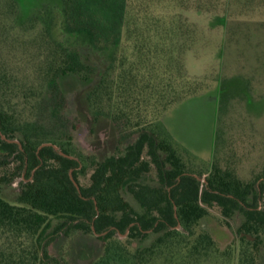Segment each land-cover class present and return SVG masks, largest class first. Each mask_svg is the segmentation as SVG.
<instances>
[{
    "label": "trees",
    "instance_id": "16d2710c",
    "mask_svg": "<svg viewBox=\"0 0 264 264\" xmlns=\"http://www.w3.org/2000/svg\"><path fill=\"white\" fill-rule=\"evenodd\" d=\"M21 1L0 0V264H264V161L240 174L251 136L223 118L200 185L159 126L205 91L185 66L198 37L188 13L264 0H112L110 20L86 0L31 14ZM77 91L93 121H111L115 154L77 144ZM43 143L58 150L38 151ZM17 180L9 201L3 188ZM212 208L224 220L243 216L224 248L201 225Z\"/></svg>",
    "mask_w": 264,
    "mask_h": 264
},
{
    "label": "rangeland",
    "instance_id": "374dc122",
    "mask_svg": "<svg viewBox=\"0 0 264 264\" xmlns=\"http://www.w3.org/2000/svg\"><path fill=\"white\" fill-rule=\"evenodd\" d=\"M86 2L96 17L110 20L112 0L103 5L105 9L98 7V0ZM21 3L24 13L31 14L44 5L56 7L59 0H22ZM188 18L196 25L198 37L186 55L185 66L191 79L205 84V91L168 110L159 121L160 129L183 153L189 169L201 175L200 185H203L218 145L216 131L220 121L233 119L234 131L251 136L245 138L246 147L250 143L255 145L250 159H244L240 167V174L247 178L253 165L264 161V8L226 7L214 13L189 12ZM76 41L89 42L85 36ZM80 94L77 91L75 98L80 120L77 144L99 158L115 154L116 136L111 121L106 118L93 121ZM148 181H154L152 172ZM18 183L19 180L5 186L3 197L13 201L19 192ZM125 198L136 205L129 194ZM225 220L217 208H212L201 221L220 248L237 239L243 216L237 212L227 223ZM49 264L55 263L50 260Z\"/></svg>",
    "mask_w": 264,
    "mask_h": 264
},
{
    "label": "water",
    "instance_id": "95a60500",
    "mask_svg": "<svg viewBox=\"0 0 264 264\" xmlns=\"http://www.w3.org/2000/svg\"><path fill=\"white\" fill-rule=\"evenodd\" d=\"M1 137H2V139H5L4 136L1 135ZM5 140H6V139H5ZM6 141H7V142H16V141H11V140H6ZM43 147H52V148H54L55 150H58V148H57L55 145L51 144V143H43V144H41V145L38 147V151H39L40 149H42ZM58 152H59L60 155L72 159V157H70V156H68V155H65V154L62 153L61 151H58ZM69 176H70V180L72 181L74 187H75L76 190L79 192V186H78V184L75 182V180L73 179L71 171H70V173H69ZM193 176H194L196 179L200 180V178H199L197 175H193ZM92 229H93V228H92ZM248 238L251 239V240L253 239V238L250 237V236H248Z\"/></svg>",
    "mask_w": 264,
    "mask_h": 264
}]
</instances>
